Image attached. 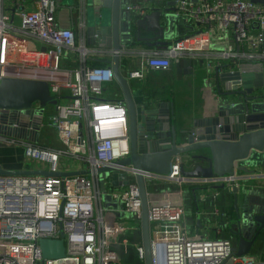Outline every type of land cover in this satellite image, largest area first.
I'll return each instance as SVG.
<instances>
[{"label":"built area","instance_id":"2783aa9c","mask_svg":"<svg viewBox=\"0 0 264 264\" xmlns=\"http://www.w3.org/2000/svg\"><path fill=\"white\" fill-rule=\"evenodd\" d=\"M62 0H0V80L17 77L47 81L54 98L62 89L70 97L55 106L46 126L52 128L61 147L52 148L0 136L8 144H22L25 156L42 170L70 172L89 170L87 175L0 176V264H116L118 247L130 244L144 262L141 232L142 205L132 168L122 169L130 183L103 192L100 172L130 154L129 112L123 98L107 99L105 87L115 82L111 65L87 66L90 48L86 42V1L79 0L75 28H62L57 9ZM165 1V0H156ZM145 4H129L127 10L145 14ZM174 14L200 32L191 39L172 43L169 49L147 54L136 69H127L130 79H144L146 72L167 71L184 51L203 50L216 33L233 44L223 48L219 61L209 63L205 84L216 89L215 70L238 68L242 63H262L264 69V4L251 0H176ZM230 36V35H229ZM33 41V42H32ZM45 48V50H43ZM104 50V49H100ZM96 52L98 50H95ZM75 53L80 66L63 64ZM122 54V51H121ZM66 66H71L70 69ZM243 90V81L232 90ZM71 156L77 165L62 164ZM181 157H173L168 174H144L149 198L152 264H264V258L237 256L235 239L223 235L227 226L215 225V238L190 231L186 220L184 186H197L200 200L216 198L221 189L239 194L241 188L264 190V175H233L188 178L182 175ZM35 169V170H37ZM175 185L153 192L151 188ZM172 193V194H171ZM102 194L123 205L130 219H109L96 207ZM212 201H214L212 199ZM211 216L224 215L215 204ZM127 234L130 239H122ZM41 239H63L65 256L44 258Z\"/></svg>","mask_w":264,"mask_h":264},{"label":"water","instance_id":"95a60500","mask_svg":"<svg viewBox=\"0 0 264 264\" xmlns=\"http://www.w3.org/2000/svg\"><path fill=\"white\" fill-rule=\"evenodd\" d=\"M251 1L264 4V0ZM126 6L127 0H90L86 4V9H91L94 16L90 23L86 13V42L91 47L109 49L108 53L113 54L111 66L114 78L121 87L129 112L130 154L118 160L115 168L104 167L99 170L100 189L106 192L107 181L113 189L128 185L130 180L127 173L122 172L123 168H132L137 172L135 177L142 205L141 232L145 258L143 264H152L149 198L144 174H168L172 159L176 156L184 161L181 173L188 178L233 175L236 171L251 172L245 164L250 158H255L254 161L257 162L258 156L264 154V91L260 89L257 80V73L264 69L262 63H242L235 69L226 65L222 72L216 68L215 84L221 97L216 110L205 116L192 117L190 127L186 126L188 117L184 118L182 124H177L174 109L169 102H135L129 80L121 65L123 49H129L125 52L128 57L137 58L144 56V48L170 45L166 35L175 27L170 8L157 7L152 16L137 20L134 26L130 12L124 9ZM149 19L154 21L146 26ZM121 32L126 34V41L121 39ZM239 80L243 81L244 89L232 90V85L237 84ZM222 82L226 86L225 92L221 90ZM57 104L58 100L51 94L47 81L2 78L0 134L20 136L24 133L23 128L29 125L36 131L26 129L27 134L32 137L35 133V140L38 141L39 131L46 117V108ZM33 123L34 125H31ZM187 161H192L193 165L187 167ZM88 174H91V171H21L0 167V176L67 177ZM234 204L236 218L229 231L235 239L233 252L243 257L251 252L264 231V211L249 202L240 208L237 192ZM40 247L44 258L65 256L63 239H41Z\"/></svg>","mask_w":264,"mask_h":264},{"label":"crops","instance_id":"0c3cea01","mask_svg":"<svg viewBox=\"0 0 264 264\" xmlns=\"http://www.w3.org/2000/svg\"><path fill=\"white\" fill-rule=\"evenodd\" d=\"M86 3L90 2V0H85ZM136 2H140L145 4L147 7H151V10H146L145 14L140 15L136 11L127 10V6L129 4H133ZM174 2L176 0H165V1H156V0H127V6L124 8L131 14V20L133 25L135 26L136 21L147 17L152 16L154 10L157 7L161 8H170L169 12L173 16L175 27L167 32V40L170 42L168 46H158L154 48H144L142 57H128L126 55V51L129 49H123L122 52V70L123 73L126 74L127 69H136L142 65L145 58L154 51H164L169 49L172 46V43L191 39L200 31L193 28V26L186 25L180 18H177L174 14ZM79 5V0H62L61 4L57 9V16L59 19V24L62 28H75V23L77 20V6ZM88 10H86L87 13ZM164 18V17H163ZM152 21L149 19L145 24L146 26L150 25ZM178 25H182L179 27ZM84 34H86V30L84 29ZM158 34V33H156ZM230 35V36H229ZM153 36V35H152ZM231 34L229 33L224 38H221L216 33H213L211 36V44L204 48L203 50H192V51H184L178 59H173V64L170 70L167 71H155L151 70L146 72V76L144 79H130L129 85L133 92V97L135 102L138 104H143L148 101L153 102H169L174 109V118L177 124H182L185 117H188L187 127L191 126L192 117L197 116H205L211 111H215L217 105L221 99L220 94L213 88L208 87L205 84V79L207 77V68L206 66L211 63L213 65L217 64L219 61L218 55L219 52L228 45H232ZM121 39L127 40L126 34L121 32ZM88 45V44H87ZM90 53L87 56L86 65L87 66H98V65H112L111 60L113 54L108 53L109 49L100 50L97 47H91ZM102 49V48H101ZM95 50H98L97 52ZM107 51V52H106ZM147 55V56H146ZM71 65L75 67H79L80 63L76 58L74 61L72 60ZM76 64V66H75ZM124 67V68H123ZM257 80L259 82V87L262 91H264V70L260 73H257ZM110 84H115L117 91L113 95H104L107 99H119L123 98L122 90L119 84L115 81ZM108 84V85H110ZM107 85V86H108ZM106 86V87H107ZM105 87V89H106ZM222 92L226 91V86L222 82L221 83ZM106 93V90H105ZM54 109H49V106L46 108V117L49 114L55 112ZM48 122V121H47ZM46 122V123H47ZM24 133L20 134V136H14L15 138H20L21 140L32 141L35 142L34 137L27 134L25 128H23ZM39 144L42 143V146L58 148L60 145L56 140V133L52 128L45 127L43 124L41 127V132L39 135ZM255 158H250V160L245 164L251 172L245 173V176H258L262 177L264 175V154L259 155L256 159L257 162L254 161ZM187 167L193 165L192 161L186 162ZM0 167L5 170H35L40 168L36 164H34L30 159L25 156L24 146L22 144H8L0 141ZM241 173V172H240ZM241 173V174H243ZM107 183V182H106ZM110 185V183H109ZM163 187L162 190H168L169 192H174L176 188H173L172 185H161ZM158 188H151L153 192H160ZM100 187V184H99ZM107 187V185H106ZM196 188L195 192L189 194L188 189L183 188L184 190V204L186 207V220L189 224L190 231L198 233L202 237L207 238H215V225L226 226L223 232L224 236L231 237V232L229 231V227L232 222L235 220V194L230 192L228 189H219L220 195L214 198H208L207 200H200L201 189L197 186H193ZM101 188V187H100ZM107 189V188H106ZM161 190V191H162ZM171 193V194H172ZM238 197V205L240 208L244 206L247 202L250 204H254L257 208H259L262 212L264 211V190H241ZM103 194L101 199L96 202V207H103L107 211H105L106 217L109 219H120L127 218L128 215L123 212V205L119 200L114 199L109 194H104V201L102 202ZM212 199L214 201H212ZM246 202V203H245ZM220 209L221 213H224L225 216L220 215L219 217L211 216L210 212L213 210V205ZM199 221V225H198ZM141 226V222H140ZM122 239H130L127 234L122 236ZM257 249H251V252L248 254L249 256H257L264 258V231L260 234L256 243ZM253 250V251H252ZM119 252V260L116 264H143L140 260L136 247L130 244H121L118 247Z\"/></svg>","mask_w":264,"mask_h":264},{"label":"rangeland","instance_id":"374dc122","mask_svg":"<svg viewBox=\"0 0 264 264\" xmlns=\"http://www.w3.org/2000/svg\"><path fill=\"white\" fill-rule=\"evenodd\" d=\"M87 18H88V22H92L93 21V18H94V16H93V14H92V10L90 9H88V12H87ZM33 42V41H32ZM72 57L74 58L75 57V53H73V54H68V55H66V57H65V59L66 60H63V64L65 63V64H67V65H69V63L72 61ZM75 66H76V64H75ZM67 68H69L70 69V67L71 66H66ZM124 68V67H123ZM115 91H117V88H116V86H115V84H110V85H108L107 87H106V93H105V95H113L114 93H115ZM52 110V109H54V107H50L49 106V109L48 110ZM52 114V113H51ZM50 116V115H49ZM49 116L47 117V118H45L44 120H43V124L45 125V127H46V122L48 121V119H49ZM8 124H6V126H7ZM31 125H34V123L33 124H31ZM48 127V126H47ZM48 128H50V127H48ZM25 129H29L31 132H33V131H36V129H34V127L33 126H29V125H27L26 126V128ZM51 129V128H50ZM53 130V129H52ZM40 132H41V129H40V131H39V135H40ZM34 135H35V138H36V134L34 133ZM0 136H2V137H4V138H8V139H15V140H20V141H25V142H28V143H33L32 141H26V140H21L20 138H15L14 136H8L7 134H0ZM32 137H34V136H32ZM32 137H31V139H32ZM34 139V138H33ZM32 139V140H33ZM35 140V139H34ZM56 140H57V138H56ZM58 141V140H57ZM35 142L36 143H34V144H37V145H41L42 143H40L39 144V141H36L35 140ZM58 144L60 145V147H61V144H60V142L58 141ZM61 162H62V164H70V165H72V166H75V165H77L78 164V160L76 159V158H74V157H71V156H66V157H62V159H61ZM88 176V178L92 181V182H94V178H93V176H92V174H88L87 175ZM100 178H101V176H100ZM106 185H107V190H113V188L109 185V181H107V183H106ZM161 189H163V187L161 186L160 187V189L159 190H161ZM105 199H104V194H103V199H102V202L104 201ZM257 244H255L254 246H253V250H256L257 248ZM252 250V251H253ZM252 253V252H251Z\"/></svg>","mask_w":264,"mask_h":264},{"label":"trees","instance_id":"16d2710c","mask_svg":"<svg viewBox=\"0 0 264 264\" xmlns=\"http://www.w3.org/2000/svg\"><path fill=\"white\" fill-rule=\"evenodd\" d=\"M69 97H70V90H68V89H62L61 92H60V94L57 96V98H58V100H59L60 102H62L63 100L68 99ZM49 115H51V114H49ZM49 117H50V116H49ZM46 127H47V126H46ZM172 187H173V188H176L177 186L172 185ZM184 188L188 189L189 194H192V195H193V193H194L195 190H196V188L193 187V186H184ZM161 190H162V189H161ZM161 190H159V191H161Z\"/></svg>","mask_w":264,"mask_h":264}]
</instances>
